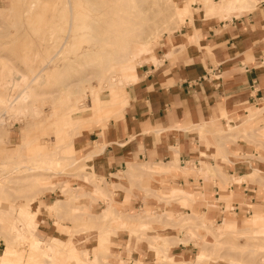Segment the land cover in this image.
<instances>
[{
  "label": "rangeland",
  "instance_id": "rangeland-1",
  "mask_svg": "<svg viewBox=\"0 0 264 264\" xmlns=\"http://www.w3.org/2000/svg\"><path fill=\"white\" fill-rule=\"evenodd\" d=\"M129 2L133 6L152 5V0ZM173 4L161 3L160 7L157 4L151 6L147 14L152 17L142 20L144 28L154 25L155 28H160L161 32L149 44L152 52L141 60V64L149 61L151 55H156V51L166 38L181 32L193 23L186 21L183 24L178 19H169L168 15L173 13L175 8L180 13L191 12L194 16L195 4L196 19L203 17L202 0H173ZM114 8L119 13L116 18H125L127 14L138 18L134 8L124 5L119 0H0V78L4 80L0 81L2 85L0 95L25 96V87L33 89L31 97H27L26 94V104L23 105L21 112L10 111L4 114V106L0 105V264L34 262L35 259L31 256L33 241L38 239L49 242L55 237L65 240L57 242L55 246L66 252L87 249L91 251L94 246L104 244L101 256L104 257L106 254V259L87 264H131V261L134 264H143V256L140 253L142 247L150 249L149 257L153 258L154 264H264V233H260L264 223L261 227L260 224L252 225L254 215L232 225V230H227L228 224L215 220L210 212H205L202 208H197L198 216L179 217L181 214L191 212L193 203L203 204L208 201L204 192L199 193L196 192L197 189L173 183L177 176L184 174L204 178L218 177L221 191L230 182L238 183L241 178L220 176L211 165L208 174L173 171L168 176L173 185L201 195L199 201L189 205L180 198L164 195V188H161V185L167 184L160 183L158 177L150 174L146 162H140L133 170L129 169L126 179L129 181L130 189H126L121 185H118L119 187L110 185L104 179L98 178L90 166L91 161L82 159L83 154L77 153L75 149L76 161L70 166L71 152L59 149L62 139L69 131L79 129L76 128L78 123L72 119L73 113L85 111L89 114L93 109L95 121L100 124L123 109L124 100L121 94L127 84L119 85L116 81L118 86L111 90L104 87L105 81H102L100 85L104 88L96 90L95 95L109 93L113 99L98 106L94 104V96L90 92L91 84L100 73L99 63L91 54L102 52L101 44L104 42L101 39L111 15L110 11ZM214 16L223 19L218 15L205 18ZM146 33H143L142 37ZM118 66L114 63L113 69L117 70ZM6 67L7 70L4 69ZM8 69L11 70L10 73L7 72ZM18 72L26 78L25 82L22 83ZM137 74L138 67L134 70V81ZM19 78L20 84H17L15 79ZM11 80L15 82L11 84ZM7 81L10 84H6ZM66 83H71L68 100L61 95ZM8 85L10 88H7ZM77 87L80 91L76 92ZM245 124L231 132L237 133L238 136L231 137L230 142L236 143L244 139L250 143L254 141L260 145L264 144V125L246 127ZM79 125L81 128L82 124ZM228 131L230 132L229 129ZM221 133L215 135V140L219 143H222L224 138ZM46 152L53 155L46 157L44 156ZM37 164H50L57 170L65 169L60 175L48 171H28V167H36ZM190 164L194 163H188ZM135 171L140 175L134 174ZM37 173H45L50 177L46 180L27 178ZM121 177L123 178V174ZM246 178L258 184L260 191L264 192V178L260 172ZM95 184L107 186L106 188L112 190L111 201L106 203H109L110 207H115L118 215L108 218L110 215L107 214V219H97V215L107 207V204H98L99 201L102 203L105 201L94 194ZM118 190L126 192L125 202H128L132 190H138L146 199L144 207L124 210L120 206L119 198L116 197ZM58 200L60 203L56 204ZM82 210L87 211L89 215L80 218L78 213ZM132 210L136 212L132 213ZM166 211H172L173 214L167 215L173 219L162 214ZM229 214L226 211L225 215ZM137 215H147V219L141 218L138 224L124 221L126 216L130 218L129 220H135ZM230 216L238 219L234 214ZM76 228L78 231H75ZM130 234L132 236L129 237ZM157 236L169 239L156 238ZM170 238H173V245L168 243ZM70 239L74 242L72 243ZM132 241L137 244L134 249L130 247ZM123 242L129 245L127 258L114 247ZM178 242H184L187 250L191 251L190 256L195 257L201 252L203 255L200 260L188 263L182 258H177L176 261L168 259L164 252L169 256H175L174 248L180 244ZM161 244L164 247L163 251L160 249ZM168 246L167 251L165 249ZM132 250H135V253H132ZM58 256H61L60 252ZM52 257L54 260V256ZM84 262L82 259L69 258L67 264Z\"/></svg>",
  "mask_w": 264,
  "mask_h": 264
},
{
  "label": "crops",
  "instance_id": "crops-1",
  "mask_svg": "<svg viewBox=\"0 0 264 264\" xmlns=\"http://www.w3.org/2000/svg\"><path fill=\"white\" fill-rule=\"evenodd\" d=\"M194 6L193 23L166 38L154 54L156 59L150 58L141 64L137 79L124 87L120 93L124 100L123 109L100 124L95 121L93 109L89 114L85 111L73 113L72 119L78 123L76 128L79 129L74 132L71 129L62 139L59 149L71 152L70 166L76 161L75 149L77 153L83 154L82 159L91 161L90 166L98 178L126 189H130L126 179L129 169H135L140 162H146L149 168L163 165L166 172L157 177L160 183L172 187L173 193L169 197L180 198L189 205L201 199L200 192H204L207 197L208 203H193L192 211L179 217L198 216L197 208H202L210 212L215 220L228 224L227 230H232V225L253 215L252 225L260 224L261 227L264 223V192L246 177L260 172L264 178V144L250 143L244 139L231 143L229 139L238 136L231 132L244 123L246 127L264 125V0L254 9L234 13L231 18L223 19L217 16L205 18V5L203 17L196 19ZM112 99L109 93L95 95L94 104L98 106ZM79 124H82L81 128ZM219 132L224 136L222 143L215 140ZM52 155L46 152L44 156ZM210 165L220 176H235L241 180L238 183L230 182L221 191L218 177L181 174L173 179V183L199 192L192 193L173 185L168 178L173 171L179 173V170L185 174H208ZM64 169L57 170L50 164H37L36 167H30V172L48 171L60 175ZM48 177L50 175L37 173L27 178L46 180ZM106 187L95 184L94 194L105 201H99L98 204L105 205L111 201L112 190ZM117 192L116 197L124 210L144 207L146 199L138 190H132L128 202H125L126 192ZM59 203L60 200L56 202ZM226 211L238 219L230 214L226 216ZM107 214L110 218L118 215V212L108 203L97 219L105 220ZM162 214L170 217L167 214L173 213L166 211ZM87 215L89 213L83 210L78 213L80 218ZM146 216L137 215L135 220H129L126 216L124 221L138 224V220H145ZM260 233H264V226ZM159 237L169 239L164 236L156 238ZM59 241L65 240L57 237L49 242L35 239L33 243L38 242L39 246H33L31 256L35 261L29 264H67L69 258L82 259L87 264L106 259V254L101 256L104 244L94 246L91 251L66 252L56 248L55 244ZM173 242V238L168 241L170 245ZM178 243L174 248L175 256L164 252L168 259L176 261L182 258L188 263L200 260L203 255L201 252L195 257L190 256L191 251L187 250L184 242ZM162 244L164 246V242ZM162 244L160 249L163 251ZM135 246L137 244L132 241L130 247L134 249ZM169 246L165 250L168 251ZM114 247L125 258L128 257L127 242ZM145 250L140 248L142 263L154 264L153 258L149 257L150 249ZM44 251L51 256L39 254ZM59 252L61 256H58ZM130 263L134 264L133 261Z\"/></svg>",
  "mask_w": 264,
  "mask_h": 264
},
{
  "label": "bare ground",
  "instance_id": "bare-ground-1",
  "mask_svg": "<svg viewBox=\"0 0 264 264\" xmlns=\"http://www.w3.org/2000/svg\"><path fill=\"white\" fill-rule=\"evenodd\" d=\"M119 1H121V3H123L126 6H129L130 8H134L136 10L138 18L137 17L133 18L131 14H127L125 16V18H123V17L116 18V16L119 15L118 10L114 8L110 11L111 15L106 22L107 27L104 28L103 38L101 39V40H103L102 42H104L101 44L102 52L99 54L97 52L91 54L94 57L93 59H96L98 61L99 68H100V73L97 75L96 81L94 83H92L91 87H90V92L92 93L93 96H95L96 90L102 89L104 87H107V88H110L111 90H113V88H116L118 86L117 83H115L116 81L119 83V85H125V84L133 83L134 78H135L134 77V70L141 65V63H140L141 60L144 58H147L146 56L152 52V48L149 44L151 43L152 40L156 39L158 34L161 32L160 28H155L154 25H150V26L144 28L145 24H143L142 20L143 19H150L152 17V15L150 16L149 14H147V11L150 10L151 6H155L157 4L160 7L161 3L162 4L163 3H169V4L171 3L172 5H174L173 0H152L151 6H142L141 4L139 6H133L129 2V1H137V0H119ZM202 1L204 2L207 16L219 15L221 17L231 18V14L241 13L242 11L248 10V9H254L259 4V2L262 0H219V2H217V3L211 2V0H202ZM55 5H56V3H55ZM67 5H68V3H67ZM72 14L73 13H71V15ZM49 17H52V16H49ZM168 18L169 19H174V18L178 19V21L180 23H183V24L186 21L193 22V16H192L191 12H189L187 14L186 13H180L178 11V9L176 10V8H175L173 13L168 15ZM60 21H62V19ZM49 23H50V21H49ZM163 26H164V24H163ZM172 29H174V28L172 27ZM50 31L51 30H49V32ZM69 31H71V30H69ZM143 33H146L147 35L145 34V36L142 37ZM67 41H68V39H67ZM54 50H55V48H54ZM56 50H57V48H56ZM151 56H152L151 58H153L154 60L156 59L155 55H151ZM48 59H49V57H48ZM55 59H56V57H55ZM50 61H52V59ZM47 63H49V62H47ZM114 63H117L119 65L117 70L113 69ZM7 67L4 69L7 70ZM9 69L7 71L8 73H10V71H11ZM18 74H19V72H18ZM13 75H14V77H16L15 74H13ZM20 75H21V73L19 74V77L22 79L21 81L23 83V81L26 78L24 76H22V75L20 76ZM7 76L9 77V75H7ZM8 77L6 80H8ZM9 78L12 79L13 76L9 77ZM20 78L17 80L15 79L17 84L18 83L20 84V81L18 82V80H20ZM1 79H2V77L0 78V81L4 82V80L3 79L1 80ZM15 81H12L11 84ZM102 81H105L104 87H102L100 85V83ZM7 83H8V81L6 82V84ZM37 83H38V81H37ZM8 84H10V83H8ZM17 84H15V85H17ZM70 84L71 83H66L63 86V89L61 90V92H62L61 95H64L67 98V100H68V97L70 96L69 95V88L71 86ZM0 86H2V85H0ZM15 87H17V86H15ZM7 88H10V86ZM28 88L29 87H25L26 90L25 89H23V90L26 91L25 93L27 94V97H29V96L31 97L33 89H32V87H30V89H28ZM76 89H77L76 92L80 91L79 87H77ZM22 91L20 93H22ZM83 93H85V92H83ZM26 94H25V96H26ZM84 95L87 96V94H84ZM25 96H19L18 95V96L12 97V95L11 96L0 95V105L4 106V109H3L4 114H5V112L7 113L10 111L21 112L23 105L26 104L25 101H26L27 97H25ZM57 110H58V108H57ZM162 166L163 165L150 167L148 169V171L152 175L159 177V175L166 172L165 169L162 168ZM143 169L146 170L145 168H143ZM28 171H30V167H28ZM162 187L164 188V190H163L164 195L170 196L173 193L172 187H170V186L167 187V186L161 185V188ZM3 189H4V187L1 188V190H3ZM32 246H39V243L34 242L32 244ZM39 254L41 256H46V257L51 256L50 253L47 251L40 252Z\"/></svg>",
  "mask_w": 264,
  "mask_h": 264
}]
</instances>
